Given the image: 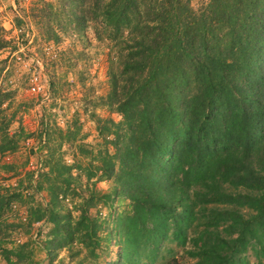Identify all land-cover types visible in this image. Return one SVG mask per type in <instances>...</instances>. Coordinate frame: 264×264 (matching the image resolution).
<instances>
[{
  "label": "trees",
  "instance_id": "trees-1",
  "mask_svg": "<svg viewBox=\"0 0 264 264\" xmlns=\"http://www.w3.org/2000/svg\"><path fill=\"white\" fill-rule=\"evenodd\" d=\"M75 1L73 29L92 23L94 37L111 44L106 101L121 116L94 120L112 148L98 168L113 182L105 196L130 207L110 231L117 250L108 264L165 259V240L185 259L173 255L166 264H247V255L264 264V0H205L196 10L189 0ZM5 43L0 35V49ZM16 148L4 130L0 155ZM61 167L65 179L57 183L67 188L70 169ZM51 189L58 204L67 189ZM71 192L82 200L73 224L53 207L34 219L48 214L53 225L49 257L73 241L103 243L87 213L94 193ZM19 198L0 193V214ZM29 223L0 219V250L14 258L7 264H25L26 251L5 246L4 230Z\"/></svg>",
  "mask_w": 264,
  "mask_h": 264
},
{
  "label": "rangeland",
  "instance_id": "rangeland-1",
  "mask_svg": "<svg viewBox=\"0 0 264 264\" xmlns=\"http://www.w3.org/2000/svg\"><path fill=\"white\" fill-rule=\"evenodd\" d=\"M203 1L189 0L194 10ZM76 4L75 0H0V35L6 42L0 49V135L6 130L17 147L13 153L0 155V179L11 174L10 180H0V193L21 194L0 219L7 224L19 219L32 223L4 230L5 246L25 248V264L111 263L117 246L110 231L119 230V220L130 209L127 200L105 196L113 182L99 178L98 171L112 148L97 136L94 120H121L106 101L111 44L104 36L94 37L92 23L83 31L73 29L70 10ZM34 85L40 88L38 92L31 91ZM4 163L12 167L11 172H5ZM61 165L70 169L67 188L57 183L65 179ZM88 173L94 176L86 182L83 176ZM51 186L55 191L67 189L58 204H53L48 193ZM72 188L84 196L94 193L96 200L87 213L96 218V234L103 243L88 248L73 241L49 257L44 246L53 225L48 214L38 222L34 219L53 207L61 219L70 216L73 224L80 216L82 200ZM160 252L165 259H141L147 264H166L173 255L178 262L185 260L173 241H163ZM6 256L14 259L0 250V264H7ZM247 264H256L250 255Z\"/></svg>",
  "mask_w": 264,
  "mask_h": 264
},
{
  "label": "built area",
  "instance_id": "built-area-1",
  "mask_svg": "<svg viewBox=\"0 0 264 264\" xmlns=\"http://www.w3.org/2000/svg\"><path fill=\"white\" fill-rule=\"evenodd\" d=\"M39 89H40V88H39L37 85H34V86L31 87V91H32V92H38Z\"/></svg>",
  "mask_w": 264,
  "mask_h": 264
}]
</instances>
